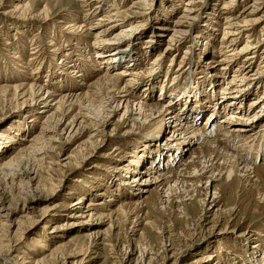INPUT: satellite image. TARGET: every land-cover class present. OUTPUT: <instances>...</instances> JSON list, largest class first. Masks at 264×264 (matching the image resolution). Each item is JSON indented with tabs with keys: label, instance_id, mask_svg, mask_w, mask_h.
<instances>
[{
	"label": "rangeland",
	"instance_id": "obj_1",
	"mask_svg": "<svg viewBox=\"0 0 264 264\" xmlns=\"http://www.w3.org/2000/svg\"><path fill=\"white\" fill-rule=\"evenodd\" d=\"M25 1L30 3L32 10L40 18H44L42 15L44 10L49 11L47 14L50 20L45 25L36 22V20L25 24L21 23L22 21L15 23L11 19L10 12L18 1L0 0V87H13L19 84H25V86L34 84L39 87L46 83L49 84L50 89H53L57 94L61 93V95L71 92L70 94L83 96L87 92L91 102L92 100L94 102L93 107H96L100 104L104 93L97 84L100 83L104 75H112L115 70L120 68H126V70L137 68V72L141 74L140 80H138L139 96L146 103L159 101L158 103L167 104L170 100H174L180 102L182 107L184 104L185 106L189 105L190 108L192 106L193 112L207 105L213 106L214 99L208 95V85L209 80L213 81L214 79H216V85L213 93L218 98L224 97L222 90L226 89L225 86L229 82L231 91L234 88V91L236 89V91L250 90L249 95H244V109L248 110L243 111L245 114L256 111L257 108L250 107L249 103L253 100L256 101L257 97L264 103V0H240L237 4L235 3L234 11L230 10L231 16L230 11H223V13L221 11L216 22L211 19L214 18L213 15H217L213 10L216 8L217 11L221 8L224 5L223 0H194L195 3L191 7L193 13L190 15L193 20L183 19L185 24L180 30L182 34L175 35L172 32L173 23L186 15L183 12L184 4L178 5L181 0H110L108 6L104 8L100 7L101 4L105 5L103 1H98L100 4L97 3L94 6L84 5L83 1L75 0ZM134 2H139V8H131ZM165 5H167L166 7H175L174 11H164ZM252 5L254 7L248 9ZM143 8L149 10H143ZM115 11L119 13L114 15ZM250 11L256 12L251 19L247 17V13ZM5 12L8 16L5 15ZM232 16L242 24L247 18L250 20L260 19L261 22L252 25L251 30L248 27L244 28L240 34V41L234 46L225 48L227 46L225 45L221 49L222 41L220 39L224 33V26ZM99 18H107L108 20L103 21L105 24L111 18L120 19L119 28L106 37L108 41L113 42L115 40L113 36L130 24L137 25L139 35L134 40L129 38L122 44L117 43L110 50H102L97 49L95 44L99 41V34L95 32L98 30H94L93 33H83L73 32L69 27L67 28V25L72 23L75 26L80 23H85L86 27L94 26L98 22H102ZM208 20H211L215 26L213 29L215 32L209 33L210 36L206 37L203 33L208 31L206 30L208 29V25L206 28ZM102 27L104 29L107 26L103 25ZM164 28L172 30H164ZM246 39H249L248 44L254 47L248 51L247 55L250 52L255 53L257 57L253 60V65L250 68L252 73L250 72L251 77L249 78L256 79L254 81L247 79L248 81L243 82L241 76H238L239 80L234 82L233 75L237 76L239 72L235 73L234 71L240 70L241 62L245 59V54L238 55L237 51L244 47ZM205 42H208L209 46H205ZM146 46L148 48H145ZM90 50L93 54L87 57L88 55L84 54V51L90 52ZM229 50H233V52L236 50V54L231 56L233 52L229 53ZM95 52L99 56L94 58L95 61L102 59L104 66L108 65L109 60L116 54L138 55L141 52V55L146 58L143 62H138L137 65L130 64L125 67H117V64L112 65L110 73L104 69L98 72V75L97 68L95 69L94 66L97 63L92 58L96 54ZM149 52H151L150 55L147 54ZM193 53H195L194 59ZM156 59L159 60L153 65L152 62ZM220 59H224L226 62L219 63ZM62 60L66 62L64 63ZM206 61L214 73L207 74L205 72L203 76L204 70L199 67H202L201 65ZM78 67L86 75V77L83 75L86 85L82 92L80 87L78 88V83L71 78V72ZM222 67L225 69L220 70ZM106 71L107 74H105ZM127 78L129 79V77ZM241 82L243 83L241 84ZM246 83L250 85L248 86ZM148 88H150L149 93H147ZM218 92L221 93L218 94ZM224 92L227 91L224 90ZM13 95V91H10L9 95H5L0 90V136L8 137L0 138V168L2 164L4 165L10 160L12 162V167L9 168L10 174L8 168L7 171L6 169L4 171V173H8V176L4 175L5 182L0 188V199H2L0 203L5 204V207L10 205L16 210V216L11 219L12 222L4 223L0 219V242L5 246L4 249H0V264H15L16 258L20 256L26 259L25 262L32 264H264V261H260V256L262 253L264 254V202L262 203V200L256 195L257 192H254L256 189H242L237 184L238 181L232 187L224 179L209 183L207 186L209 173H206V170L197 173L200 176L195 178L196 180L194 179V185L192 181L188 183V191L181 190V184L176 188V192H179V194L176 193L178 198L182 195L184 197L182 199L185 200V204L182 205L175 202L168 205V203H164L165 199L162 204H159L160 193L161 197L166 194L162 193L164 189L162 192L160 189L157 191L156 184L147 188L150 191L149 194L140 191V194L149 196L146 207L148 216L145 218L153 222L152 226L145 225L144 222L138 226L136 223L143 221L145 214H141L142 219L136 220L134 218L136 215H131L128 222L118 214L113 218L114 223L111 226H108V223L105 225L99 223L97 217L100 214L113 215L110 210H114L118 204L124 205L130 202L129 197L124 198L125 195L120 192L119 184L121 180L127 179L125 177L127 174L117 171L118 163L128 165V157L132 156L139 148L147 149L151 146L155 153L159 151L158 154H161L163 150L172 149L170 134L175 118H171L169 122L165 120L167 122L165 127L163 119H156L155 116L147 121L124 123L123 111L114 115L112 119H107V122L104 121V123L102 119L99 122H93L86 118L84 121L88 129L72 145L64 144V138L67 137L64 135L62 140L55 142H38L36 147L40 150L35 152L29 149L30 144H26L23 140L37 137L41 127L39 124L44 119V115L38 116L39 119L41 117V121L37 118L40 121L36 124L38 126L34 125V127L30 124L33 127L32 130L31 127L27 129L31 114L19 110L13 101ZM217 97L216 99L219 100ZM176 109L175 112H177ZM62 110L65 112L68 109L66 107ZM75 111L77 110H74L73 113H76ZM109 112L111 113V111ZM25 115L28 118H25ZM224 115L225 113L217 109L216 114L210 118V122L206 116L196 117L198 122L195 125L204 130L206 135L212 136L216 133L215 131L220 130L217 129V126L219 121L224 120ZM86 116L89 117V114ZM259 116L252 128L256 132L264 124V111ZM64 121L66 122L62 128L65 127L68 119H63L62 122ZM93 123L98 127H94ZM95 128L99 133L94 131ZM252 130H247L242 137L237 139L243 141L242 143L248 139L252 140L251 144L245 146L242 152L237 153L238 156L242 155L244 160L247 158L248 164H253L251 160L256 158L259 150V152H264L262 137L257 136L255 139L256 136H249L250 133H253ZM110 133H113L114 136L107 137L105 142L102 141L105 135ZM94 134L97 136L90 139ZM154 137L156 140L158 138L156 143L152 140ZM45 139L49 140V136ZM108 139H112V141ZM87 140L89 142L100 141H98V145L92 144V146ZM78 145L80 147H77ZM116 145L121 146L122 151L118 157L113 153ZM22 147H27V150L19 157L17 154ZM196 148L197 139L189 138L188 145L181 146L179 152L182 154L175 159L171 166L174 168L180 166L184 159L190 157L191 150ZM258 148L260 149L258 150ZM68 156L70 157L66 161L64 158ZM24 157L35 172L30 175L31 178L34 177L31 184H29V176L20 173L21 169L18 166L21 165ZM161 157L155 161L146 160L139 165V171L143 176L147 173L146 167H152V163H158V171H164L170 166L167 163L168 156L163 157L162 155ZM261 163L262 159L260 158L255 161L254 167L259 168ZM184 168L181 165V170ZM191 169L193 168L191 167ZM200 169L201 166L197 170ZM259 172L261 171L259 170ZM199 179H201L200 183ZM173 185L174 183L171 184L172 187ZM56 186L59 187L57 192L51 195L52 189ZM141 187L144 186L141 185ZM207 187L209 193L206 198ZM214 188L217 189L219 196L221 195L219 205L222 212H219L220 214L215 218L211 215L206 221H203L204 211L202 209L213 199ZM261 189L264 190V185L261 186ZM36 190L38 192H35ZM108 192H112V195L115 196L119 195L113 198V196H108ZM108 199L112 201L109 202ZM79 201L81 202L78 205L79 208L71 207L73 203ZM100 201H103L104 205L95 208L98 216L93 217L92 222L72 225L77 220L84 221V218L72 217L71 214L79 210H86L85 207L89 202ZM175 201L179 202L180 199ZM157 204L159 205L157 206ZM183 205L185 206L183 207ZM208 207L209 205L206 208ZM27 208H33L36 211V216L35 214L31 215L34 216L32 219L35 223L29 227H27V220L21 219L26 214ZM46 210H49L50 214L46 219L38 217L40 211ZM127 211L128 209H126ZM115 219L117 220L115 221ZM98 227L100 230H97ZM96 230L107 232L104 235L93 234L97 232ZM33 238H42L47 244V250L41 251L35 247L39 243L33 241ZM64 253L76 256L68 258L64 256ZM205 254L211 255L213 262H199ZM6 256L10 257V260H7Z\"/></svg>",
	"mask_w": 264,
	"mask_h": 264
},
{
	"label": "bare ground",
	"instance_id": "obj_2",
	"mask_svg": "<svg viewBox=\"0 0 264 264\" xmlns=\"http://www.w3.org/2000/svg\"><path fill=\"white\" fill-rule=\"evenodd\" d=\"M17 1L18 2L16 4L15 8L10 12V15L12 17L11 19H13L15 23L22 21L21 23L25 24L26 22L31 23V21L36 20V22L38 21V22H40V24L45 25L50 20V17L48 16L49 11L44 10V12L42 13L44 18H40L38 16V14H36L32 10L29 2H26L25 0H17ZM75 1H80V2L83 1L82 3L84 5H88V6L89 5H92V6L97 5L98 1H100V2L103 1L105 5H102V4L100 5V7H103V8L107 7L108 3L111 2L110 0H75ZM239 1L240 0H223L224 5L221 8L217 9V11L215 10L216 8L213 10L216 12L217 15L216 16L213 15L214 18H211V19H214V21L216 22L217 18L221 14V11H222V13H223V11L224 12H229L230 10L234 11V7H236L235 3L237 4ZM100 2L98 4H100ZM255 2L258 3V1H255ZM194 3H195L194 0H181V3L180 2L178 3L179 6L184 4L183 12L186 13V15L182 16L180 19H178L177 21H175L173 23V27H172L173 35H175L177 33L182 34L180 32V30H181V28L184 27V24H185V22L182 21L183 19L193 20V18H190V15H191V13H193L191 10V7L194 5ZM138 5H139V2H134L131 8H137ZM166 6L167 5H165V7ZM253 7H254V5L249 6L248 9L253 8ZM174 9H175V7H173V6L172 7H166V8H164V11L173 12ZM143 10H149V9L143 8ZM95 11H92V12H95ZM118 13L119 12L115 11L114 15H117ZM255 13H256L255 11H250L247 13V17H249L251 19V18H253L252 16ZM146 14H143V15H146ZM229 14L231 16L232 12L230 11ZM5 15L8 16V14L6 12H5ZM247 19L244 20L243 24L241 22H240L241 23L240 24L237 21L238 19L236 17L232 16L229 18V20L227 21V24L224 26L223 36L220 39L222 41V43L220 44L221 49L225 45H227V46H225V48L226 47L229 48V47L234 46L235 43H238L240 41L239 40L240 34H241V31L244 30V28L248 27L251 30L252 25L261 22L260 19L259 20H257V19H253V20L248 19L247 20ZM99 20L102 22H100V23L98 22V24L97 25L95 24L94 26H89V27L87 26L86 27L85 23H80L78 26H75V24L72 23V24L67 25V28L69 27L73 32L78 31V32H83V33H85V32L86 33L87 32L93 33L94 30H98L95 32H97L99 34L98 35L99 41L97 40L98 42L95 44H96L97 49H102V50H110L117 43L122 44L125 41H127V39H129V38L134 40V38L139 35V33H138L139 29H138L137 25L136 24L135 25L130 24L129 26L125 27L124 29H121L122 31L120 33H117L113 36V38L115 39L113 42L108 41V38H106V37H108V35H110L113 31H115L116 29L119 28L120 19L111 18V20H109V22L107 24H105L103 22V21L108 20L107 18H99ZM208 21L209 22L206 24V28L208 25V29H206L208 31L206 33H203V35H206V37L210 36L209 33L211 34L212 32H215L213 30V29H215V26L213 25V23H211V20H208ZM102 24L106 25L107 27L102 29L103 28ZM214 24L216 25V23H214ZM70 29H68V30H70ZM100 29H102V30H100ZM172 29L164 28V30H170V31ZM73 32H72V34H73ZM170 40H172V39H170ZM246 40L247 41H246L244 47H242L239 51H237L239 53L238 55H244L245 54V59H244V61L241 62L242 63L241 66L239 65L241 67L240 70L234 71L235 73H237L239 71L237 73V76L233 75L234 82H236V80L238 79V76H241V78L243 79V82H246L247 79H249L250 81H254L256 79V78H254V79L249 78V77H251V75H249V74L251 72L250 68L252 67L253 62H254L253 60L257 57H256L255 53L249 52V54L247 55L248 51L250 49L252 50L254 47H251L248 44L250 42L249 39H246ZM263 40H264V38H263ZM7 44H9V43H7ZM205 46H209L208 42H205ZM145 48H148V46H146ZM153 50H154V48H153ZM72 51H74V50H72ZM228 52L229 53L233 52V50L232 51L229 50ZM235 52H236V50H235ZM235 52L231 53V56L233 54H236ZM95 53L96 54H94L92 57L94 61L96 60V59H94L95 57H99L98 53L97 52H95ZM150 53L151 52H149L147 54L150 55ZM84 54L88 55L87 57H89V55L90 54L92 55L93 53H92V50H90V52L84 51ZM141 54H142L141 52H139L138 55L116 54V55H114V57L112 59L109 60V62L107 63L108 65L104 66L102 59H98L97 61H95L97 64L94 66H95V69L97 68V74H98V72H101L104 69L107 70L108 73H110L109 71H110V68L112 67V65L117 64L116 65L117 67H125L126 65L127 66H129L130 64L137 65L138 62H143L146 57H143ZM194 56H195V53H193V59H194ZM80 58H82V57H80ZM90 59H91V57H90ZM90 59H88V60H90ZM157 60H159V59L154 60L152 62V64L154 65ZM62 61L64 63L66 62L64 60H62ZM76 61H78V60H76ZM207 61L205 63H203V65H201L202 67H199V68L204 70V72L202 73L203 76H204L205 72L207 74L210 72L214 73V71L210 70V67L207 64ZM210 62L212 63L213 61L211 60ZM218 62L220 63V62H226V61H224V59H220V60H218ZM204 65H205V68H204ZM101 67H103V68H101ZM223 69H225V67H222L220 70H223ZM107 71H106V73L105 72L104 73L107 74ZM71 74H72L71 78L73 80H75L76 83H78V88L80 87L79 89L82 92V90H84V87L86 85V83L84 84L85 79H83L86 77V75L83 74V71L79 67L77 69H74V71H72ZM83 75L85 77H83ZM140 75L141 74L139 72H137V68L132 69V70H126V68H120V69L115 70L112 75H104V76L102 75L103 79L100 81V83L97 82L98 83L97 85L100 87L101 90H103L102 92H104V93H103L102 98L100 99V101H101L100 104L96 107H93L94 102H93V100L91 102L90 97L87 94V92H86V95L82 94L83 96L77 95V94H70L71 92L64 94V95H61V93L57 94L53 89H50L48 87L49 84H46V83L43 86L41 85L39 87H36L34 84H31L28 86L27 85L25 86V84L24 85L19 84V85H15L13 87H10V86L0 87V90H2V93H4L5 95H9L10 91H13V93H14L13 101L19 107V110L21 109L22 111H25L24 113H30L31 114L30 115L31 118L28 121L29 125H27V129H30V127H31V130H32V128H33L32 126L36 125L38 123V121L41 119V117L39 119L38 116L44 115V119L42 121L40 120L41 124H39V126H41V127H40V130H39L40 132L37 135V137H34V139H32L30 137L32 140L28 139V138L26 140H23V141H25L26 144H30L31 147L29 146L30 147L29 149H32L35 152L36 151L38 152V150H40V149H37V147H36L38 142H41V141H46L47 143L53 142V141L55 142L58 140H62L64 135H67V137L64 138V140H65L64 144L65 145H72L76 140H78V138H80V136H82L86 132V129H88V126H86L87 124L85 125L86 122L84 121L86 118L93 120V122H99V120L102 119L103 123H104V121L107 122L106 121L107 119H112L114 115L118 114L120 111H123L122 118H123L124 123H129V122L130 123H133V122L137 123V122L147 121V119L153 118V116H155L156 119H161V120L163 119L162 122L164 123V127L166 126V123H167L165 120H168V122H169V120L171 118H175L174 125L171 126L172 131L170 134V139H172L171 143L173 144L172 149H170L168 151L163 150L161 154H158L159 151L157 153H155L153 147L149 146V147H147V149L146 148L136 149L135 152L133 153V155L132 156L130 155L128 157L129 158L127 160L128 165H126V164L123 165L121 163H118L116 160V163H118V166H119V167L117 166V168H116L117 171H119L121 173L124 172L125 174H127L125 176L127 179L121 180V183L119 184V187L121 188L120 192H122V195H125L124 198L129 197V199L128 198L127 199L130 202H127L124 205L118 204V206L114 210H110V211H112L113 215L111 214L108 216H106V215L104 216L103 214H100L98 216L96 214L98 212H96L95 208L98 206L104 205L103 201H100L97 203H90L89 202L87 207H85L86 210H84V211L79 210L78 212L71 214L72 217L84 218V221H78L77 220L75 222V224L73 223L72 225H77L80 223H90L93 221V217H96V215H97L99 223H104V225L108 223V226H111L114 223L113 218L115 216H117L118 214L122 215L125 218L126 222H128L130 220L131 215H136L134 217L136 220V219H142L141 214L142 215L145 214L143 221H141L139 223L137 221L136 223L138 224V226L142 225V222H144L145 225L150 224L152 226L153 222L149 221L145 218L146 216H148V212H146V207L148 206L147 199L149 198V196H146L144 194L145 193L149 194V192H150L147 188H149L150 185H152V184L153 185L156 184L157 187L155 189L157 191H159V189H160L162 192V190L164 189V192H162V193H164L166 195L161 197V193H160V198L158 199L159 204H162L163 199H165L164 203H168V205L172 202L179 203L180 205H182V204H185V200L182 199L184 197L182 195L181 197L178 198L177 194H179V192L178 193L176 192L177 191L176 188L179 187L181 184L182 185L181 190L185 189L186 191H188V188H189L188 183L192 181V184H193L195 182L194 179L195 178L197 179L200 176V175L198 176L197 173L204 172V170H206V173H209V175L207 177V182H206L207 186L209 185V183L212 184L214 181H220V180L224 179L228 185H231L233 187L234 184H236L235 182L238 181L237 184L242 189H244V188L245 189H247V188L256 189V190H254V192H257L256 195L258 196V198L260 200H262V203H263L264 202V192H263L264 190L261 189V186L264 185V152H259L260 148H258L259 151L257 153L256 158L251 160V162L253 164H248L249 162L247 161V158H245V160H244L242 155L241 156L239 155L240 157L237 155L238 152L243 151V148L245 146H248L251 144V141H252L251 139L246 140L245 143H242L243 141L241 142V141H238L237 139H238V137H242V135L247 130H252V128L255 126L256 121L260 117L259 114L264 111V107H263L264 103L262 102L263 100H259L260 98H258V97L255 99L256 101L251 100L252 102L249 103L250 107H256L257 109H256V111L252 112L251 114H245L243 111H248V110L244 109V95L250 94L249 89H245L243 91H239V90L236 91L237 90L236 89L234 91V89H235L234 88L233 91H231V89L229 88L231 83L229 82L227 84V86H225L226 89L223 88V90H222L224 97L218 98L215 95V93H213L214 87L216 85V79H214L213 81H210L208 79L209 80L208 95L213 97V99H214V104H213V106L210 105L211 107L209 105H207V106L201 108L200 110L193 112L191 110L192 106L190 108L189 105L185 106V104H184V106L182 107L180 105V102L174 101V100H170L169 103H167V104L158 103L159 101H151L150 103H146L145 101H143L141 99V96H139L140 92L138 90V86H139L138 80H140L139 79ZM62 76H64V75H62ZM127 77H129V79ZM243 82H241V84ZM52 85H51V87H52ZM246 85H248V84L246 83ZM56 88H58V87H56ZM61 88H63V87H61ZM59 89H60V87H59ZM148 90L149 91L147 93L150 92V88H148ZM224 90H226L227 92H224ZM143 91H144V89H143ZM73 92H75V91H73ZM220 93L221 92H218V94H220ZM205 96H206V94H205ZM215 96L219 100H217ZM99 98H100V96H99ZM198 100H199V98H198ZM215 100H216V103H215ZM113 106H115V107L112 108ZM165 106H166V108H164ZM66 107L68 110L67 111L64 110L65 112H63L62 109L66 108ZM73 107H74V109H73ZM110 108H112V109H110ZM175 109L177 112H175ZM217 109L221 110L223 113H225V115L223 116L224 120L219 121L217 129H220V130L215 131L216 133L213 132V133H215L213 135L211 133H209L212 136H208V135H206L204 130H202L200 127H197L195 125L198 122L196 117L200 118V117L206 116V119H209V122H210V118H212L216 114ZM74 110H77V111H75L76 113H73ZM109 111H111V113ZM87 114H89V117L86 116ZM26 117L28 118L27 115H25V118ZM37 118L39 120H37ZM63 119H65V120L68 119V122L64 128H62V126L64 125V123L66 121L62 122ZM119 121H121V120H119ZM234 123H238V124L233 125ZM30 124L32 126H30ZM207 125H208V123H207ZM36 126H38V125H36ZM95 126H97V124H94V127ZM94 131L99 133L97 128H95ZM161 131H164V130H161ZM47 136H49V140L45 139V138H47ZM96 136H97V134H94L93 136L90 137V139H92ZM110 136L113 137L114 136L113 133L105 135V137L103 138L102 141H104L105 139H107V137H110ZM159 136H158V138H159ZM249 136H251V137L256 136L255 139L257 138V136L259 138L262 137V139L264 141V124L257 132L253 131V133H250ZM0 138H8V137L0 136ZM158 138H157V140H158ZM189 138L197 139V148L192 149L190 152V157H188L186 160L184 159V161H182V164H180V166H178L177 168H174L173 166H171V164L175 161V159L179 155L182 154V152H179L180 148L182 145H184V146L188 145ZM23 139H25V138H23ZM43 139H45V140H43ZM108 140L112 141V139H108ZM152 140L155 143L157 141L155 139V137ZM98 141H100V140H98ZM98 141L97 142L96 141L95 142H89L88 141V143H90L91 145L92 144L98 145L97 144ZM46 142H44V143H46ZM21 146L24 147V145H21ZM23 147L19 150V152L17 154L19 157L22 153L26 152V150H27V147L26 148H23ZM77 147H80V146L78 145ZM120 147L116 145L115 148L113 149V153H115L114 155H117V157H118V155H120L122 153ZM261 153H262V155H261ZM162 155H163V157L168 156L169 161L167 163L170 166L168 168H166L164 171H158V168H159L158 163H155V164L152 163V167H150V168L146 167L147 173L145 176H143V174L139 171V168H138L139 165L142 164V162L144 163L146 160L155 161L157 159H161ZM69 157L70 156H68L64 159L67 161L69 159ZM245 157H246V155H245ZM115 158H116V156H115ZM207 158H208V160H207ZM260 158L262 159V163L259 165V168L254 167L255 161L260 159ZM22 160H23V162L21 163V165H18L21 169L20 173L27 174L29 176V184H31L34 181V177L31 178L30 175L35 174V172L32 169V167L30 166L29 161L26 160L25 157ZM10 161L5 163L4 165L3 164L1 165V168H0V188H2V186L5 182L4 175L7 174V176H8V173L10 174L9 168L12 167V162H10ZM66 164H68V163H66ZM181 165L185 167L184 170H181ZM199 166H201V169L197 170L199 168ZM63 167H64V165H63ZM191 167L193 169H191ZM7 168L9 169L8 173H4L5 169L7 171ZM259 170L261 172H259ZM182 172H183V174H181ZM200 181H201V179H199V183H200ZM172 183H174L173 187L171 186ZM141 185H143L144 187H141ZM58 188L59 187L56 186L54 189H52L51 195L52 194L54 195V193L57 192ZM140 188H145V189H140ZM5 190H6V188H5ZM208 190L209 189L207 187V189L205 190V197L206 198H207L208 193H209ZM140 191L144 192V194H140ZM5 192H4V194H5ZM35 192H38V191L36 190ZM173 192H174V194H173ZM184 193H187V192H184ZM108 194H109L108 196H110V197L113 196V198L115 196V195H112V192H108ZM118 195L115 197H118ZM187 196H189V195H187ZM220 197H221V195L219 196L217 189L214 188L213 199L211 200L210 204H207L205 206V208L202 207L203 208L202 210L204 211L203 221H206L211 215H213L215 218L216 216H218V214H220L219 212H222V209L219 205V203L221 202ZM176 198L180 199V201L179 202L175 201V200H177ZM206 198H205V203H206ZM0 200H2V199H0ZM108 201L111 202L112 200L108 199ZM121 202H122V200H121ZM80 203H81L80 201L77 203H73L71 205V207H75L74 209H77V208H79L78 205H80ZM159 204H157V206ZM208 205H209V207L206 208ZM184 206L185 205H183V207ZM126 209H128L127 212H126ZM108 211H109V208H108ZM15 212H16L15 208H12L10 205L8 207H5V204L3 205L0 203V219L3 220L4 223H6V222L10 223L11 219L14 216H16ZM32 214L33 215L35 214V216H36V211H34L33 208H27L26 214L21 217V219L27 220V222H28L27 227H29L30 225L35 223V221L32 219L34 217V216H31ZM37 215H38V213H37ZM49 215H50L49 210L40 211V214L38 215V217L40 216V217H43L46 219L47 216H49ZM104 220H106V222H104ZM116 220L117 219H115V221ZM97 230H100V228L98 227ZM136 231H137V229L135 230V232ZM106 232L107 231H103V232L97 231L96 233H93V234H96V235L97 234H100V235L103 234L104 235V234H106ZM219 232L222 233L223 231H219ZM32 240L39 243L35 247L39 248L41 251L47 250V247H46L47 244L42 238H33ZM4 248H5V246H3L2 242H0V249H4ZM6 248H8V246H6ZM64 256L71 258V257H75L76 255L70 254V253L69 254L64 253ZM5 258L7 260H10V257H8V256H6ZM16 259L17 260L15 261V264H32L31 262H25L26 259L23 258V256H20ZM150 260H151V257H150ZM260 261H264V254L263 253L260 256ZM199 262L211 263V262H213V258L211 255L205 254L204 256H202V259ZM250 264H254V263H250Z\"/></svg>",
	"mask_w": 264,
	"mask_h": 264
}]
</instances>
